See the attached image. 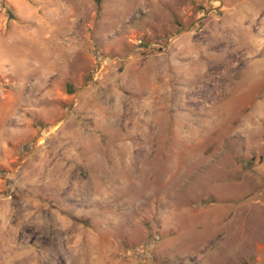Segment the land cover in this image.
I'll return each instance as SVG.
<instances>
[{"label":"rangeland","instance_id":"1","mask_svg":"<svg viewBox=\"0 0 264 264\" xmlns=\"http://www.w3.org/2000/svg\"><path fill=\"white\" fill-rule=\"evenodd\" d=\"M0 264H264V0H0Z\"/></svg>","mask_w":264,"mask_h":264}]
</instances>
